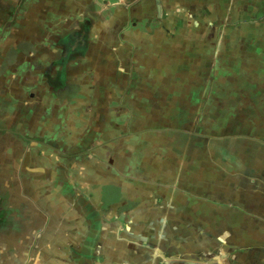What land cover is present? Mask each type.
<instances>
[{
    "label": "crops",
    "instance_id": "0c3cea01",
    "mask_svg": "<svg viewBox=\"0 0 264 264\" xmlns=\"http://www.w3.org/2000/svg\"><path fill=\"white\" fill-rule=\"evenodd\" d=\"M263 17L0 0V264H264V71L194 22Z\"/></svg>",
    "mask_w": 264,
    "mask_h": 264
},
{
    "label": "rangeland",
    "instance_id": "374dc122",
    "mask_svg": "<svg viewBox=\"0 0 264 264\" xmlns=\"http://www.w3.org/2000/svg\"><path fill=\"white\" fill-rule=\"evenodd\" d=\"M227 10L228 14H236L237 7H244L246 14L255 12L253 4L219 3L214 4ZM197 24L212 27L213 54L223 70L218 72L222 80L229 86L235 85L236 77L252 74L254 60L261 61L260 74L264 71V17L263 18H212L195 19ZM26 50V49H25ZM227 78V79H226ZM226 83V82H225Z\"/></svg>",
    "mask_w": 264,
    "mask_h": 264
}]
</instances>
